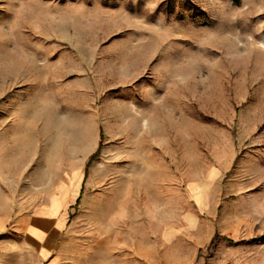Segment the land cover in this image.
<instances>
[{
    "label": "rangeland",
    "instance_id": "rangeland-1",
    "mask_svg": "<svg viewBox=\"0 0 264 264\" xmlns=\"http://www.w3.org/2000/svg\"><path fill=\"white\" fill-rule=\"evenodd\" d=\"M88 87L94 97H80ZM129 98L133 112L162 116L165 143L177 135L181 146L195 142L200 160L228 142L236 161L251 148L264 153V0H0L5 191L34 174L37 186L55 184L69 168L63 162L97 135L101 155ZM12 149L14 166L6 159ZM27 151L34 164H25ZM235 163L223 181L235 193V204L223 205L229 211L240 205ZM17 216L3 230L0 264H91L90 213L74 207L73 224L44 263L15 230ZM225 219L215 221L212 246L215 234L201 247L181 239L180 264H264V227L239 224L229 212Z\"/></svg>",
    "mask_w": 264,
    "mask_h": 264
},
{
    "label": "crops",
    "instance_id": "crops-1",
    "mask_svg": "<svg viewBox=\"0 0 264 264\" xmlns=\"http://www.w3.org/2000/svg\"><path fill=\"white\" fill-rule=\"evenodd\" d=\"M85 91L80 97H94L89 87ZM131 102L125 100L123 125L108 133L109 141L88 174L86 165L100 135L93 147L63 162L69 168L55 184L44 181L37 186L34 174L22 188L16 179L9 181L7 192L2 181L0 251L3 230L16 214L15 230L36 245L46 262L73 224L70 213L75 206L78 213L91 214V264H180L181 258L187 260L181 239L204 246L220 227L215 221L228 212L239 224L249 220L264 227V153L251 148L236 161V149L228 142L225 151L215 149L200 160L195 142L181 146L177 135L165 143L162 116L144 109L137 114ZM15 151L6 158L11 166L18 158ZM26 154L25 164H34L35 153ZM234 163L240 205L229 211L223 205L236 201L230 199L234 192L223 189V181ZM20 188L23 196L15 200Z\"/></svg>",
    "mask_w": 264,
    "mask_h": 264
},
{
    "label": "trees",
    "instance_id": "trees-1",
    "mask_svg": "<svg viewBox=\"0 0 264 264\" xmlns=\"http://www.w3.org/2000/svg\"><path fill=\"white\" fill-rule=\"evenodd\" d=\"M102 145L99 146L98 150L90 157L89 162L87 163V170L90 166V164L100 155V150H101ZM72 217V215H71ZM218 233L215 234L214 238L212 239L210 246H212L214 244V241L216 238H218Z\"/></svg>",
    "mask_w": 264,
    "mask_h": 264
}]
</instances>
